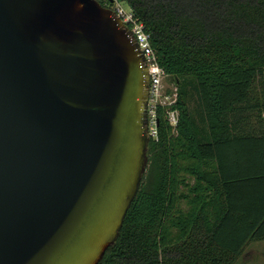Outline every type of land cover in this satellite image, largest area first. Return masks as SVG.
<instances>
[{"label":"water","instance_id":"water-1","mask_svg":"<svg viewBox=\"0 0 264 264\" xmlns=\"http://www.w3.org/2000/svg\"><path fill=\"white\" fill-rule=\"evenodd\" d=\"M149 76L97 0H0V264H98L147 166Z\"/></svg>","mask_w":264,"mask_h":264},{"label":"trees","instance_id":"trees-1","mask_svg":"<svg viewBox=\"0 0 264 264\" xmlns=\"http://www.w3.org/2000/svg\"><path fill=\"white\" fill-rule=\"evenodd\" d=\"M116 1L175 102L156 108L145 172L98 264H236L264 241V0Z\"/></svg>","mask_w":264,"mask_h":264},{"label":"built area","instance_id":"built-area-1","mask_svg":"<svg viewBox=\"0 0 264 264\" xmlns=\"http://www.w3.org/2000/svg\"><path fill=\"white\" fill-rule=\"evenodd\" d=\"M122 25L128 30L131 38L134 40L137 50L143 58V65L146 67L149 76L148 86V101L146 105V135L148 138L155 139L156 132V108L157 106H170L175 102V89L173 88L171 94H163L162 92V78L165 77L162 70H160L150 47L148 37L144 33L142 25L136 22L129 10L116 0H112L110 8ZM167 120L172 127L177 125V113L175 111L167 112Z\"/></svg>","mask_w":264,"mask_h":264},{"label":"rangeland","instance_id":"rangeland-1","mask_svg":"<svg viewBox=\"0 0 264 264\" xmlns=\"http://www.w3.org/2000/svg\"><path fill=\"white\" fill-rule=\"evenodd\" d=\"M121 5L124 7V9L127 10V7L124 4H121ZM172 90H173V80L167 77H163L162 78L163 94H167L166 92H172ZM189 107L191 110L195 109V97L193 95L190 97ZM261 246L262 247L260 248L251 247V250L247 249L246 253L247 252L248 253L246 255L248 256L245 257V262L243 264H263L262 262H264V244ZM241 260H242V257H241ZM239 264H241L240 261H239Z\"/></svg>","mask_w":264,"mask_h":264},{"label":"crops","instance_id":"crops-1","mask_svg":"<svg viewBox=\"0 0 264 264\" xmlns=\"http://www.w3.org/2000/svg\"><path fill=\"white\" fill-rule=\"evenodd\" d=\"M263 244H264V241L250 243L244 250V253H243L244 256L242 255V260H241V258H239L238 261L236 262V264H239V261L241 264H243L245 262V257L248 256V255H246L248 253V252L246 253L247 249L251 250V247L260 248V247H262L261 245H263ZM262 263L264 264V262H262Z\"/></svg>","mask_w":264,"mask_h":264}]
</instances>
